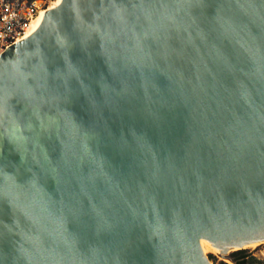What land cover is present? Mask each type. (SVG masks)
<instances>
[{"label": "water", "instance_id": "obj_1", "mask_svg": "<svg viewBox=\"0 0 264 264\" xmlns=\"http://www.w3.org/2000/svg\"><path fill=\"white\" fill-rule=\"evenodd\" d=\"M200 242H264V0H60L0 54V264Z\"/></svg>", "mask_w": 264, "mask_h": 264}, {"label": "built area", "instance_id": "obj_2", "mask_svg": "<svg viewBox=\"0 0 264 264\" xmlns=\"http://www.w3.org/2000/svg\"><path fill=\"white\" fill-rule=\"evenodd\" d=\"M54 2L55 0H0V54L29 36L33 22L51 9ZM249 256L254 257L250 252L246 258ZM257 259L264 261V257ZM222 263L233 264V261L230 257L222 258Z\"/></svg>", "mask_w": 264, "mask_h": 264}, {"label": "rangeland", "instance_id": "obj_3", "mask_svg": "<svg viewBox=\"0 0 264 264\" xmlns=\"http://www.w3.org/2000/svg\"><path fill=\"white\" fill-rule=\"evenodd\" d=\"M242 249H245L248 253L250 252L256 258L264 257V242H259L258 245L254 247L246 245ZM205 256L208 257L211 264H218L219 262H222V257L218 256L216 253H206Z\"/></svg>", "mask_w": 264, "mask_h": 264}, {"label": "trees", "instance_id": "obj_4", "mask_svg": "<svg viewBox=\"0 0 264 264\" xmlns=\"http://www.w3.org/2000/svg\"><path fill=\"white\" fill-rule=\"evenodd\" d=\"M248 256V253L245 249H240L231 253L230 258L233 261V264H264V261H261L253 256ZM226 264V263H220Z\"/></svg>", "mask_w": 264, "mask_h": 264}, {"label": "bare ground", "instance_id": "obj_5", "mask_svg": "<svg viewBox=\"0 0 264 264\" xmlns=\"http://www.w3.org/2000/svg\"><path fill=\"white\" fill-rule=\"evenodd\" d=\"M59 3H60V0H55V2H54V4H53L52 8H53V7H56ZM42 16H43V14L39 15V16L36 18V20L33 22L32 26H31V28H30V31H29L30 34H31V33L36 29V27L39 25V23H40V21H41V19H42ZM200 244H201V248H202V250H203V252H204L205 254H206V253H215L213 247H212L211 245H209L208 243H206V242H200ZM248 245L254 247V246L258 245V243H253V244H248Z\"/></svg>", "mask_w": 264, "mask_h": 264}]
</instances>
